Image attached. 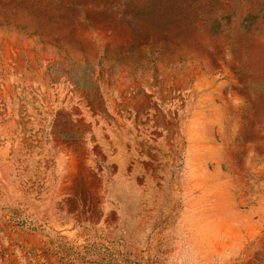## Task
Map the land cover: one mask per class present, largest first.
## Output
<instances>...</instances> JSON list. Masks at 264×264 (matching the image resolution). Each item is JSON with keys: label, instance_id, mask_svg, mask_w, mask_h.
I'll use <instances>...</instances> for the list:
<instances>
[{"label": "rangeland", "instance_id": "374dc122", "mask_svg": "<svg viewBox=\"0 0 264 264\" xmlns=\"http://www.w3.org/2000/svg\"><path fill=\"white\" fill-rule=\"evenodd\" d=\"M0 264H264V0H0Z\"/></svg>", "mask_w": 264, "mask_h": 264}]
</instances>
